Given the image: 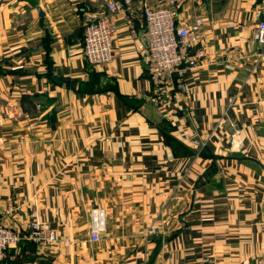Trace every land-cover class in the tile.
Here are the masks:
<instances>
[{
  "label": "crops",
  "instance_id": "0c3cea01",
  "mask_svg": "<svg viewBox=\"0 0 264 264\" xmlns=\"http://www.w3.org/2000/svg\"><path fill=\"white\" fill-rule=\"evenodd\" d=\"M109 2L0 0V216L20 235L1 264L256 258L264 253V46L254 34L264 0H179V22L206 18V58L196 67L198 46L190 50L163 106L142 59L138 0L118 14L113 62L85 60L86 17ZM34 207L58 236L50 247L32 238ZM93 209L106 212L98 241ZM155 222L160 233L147 238Z\"/></svg>",
  "mask_w": 264,
  "mask_h": 264
},
{
  "label": "built area",
  "instance_id": "2783aa9c",
  "mask_svg": "<svg viewBox=\"0 0 264 264\" xmlns=\"http://www.w3.org/2000/svg\"><path fill=\"white\" fill-rule=\"evenodd\" d=\"M134 1L136 0H110L105 13L90 14L86 17L83 56L91 65L108 66L113 62L116 56L114 37L118 30V14H124L126 6L133 4ZM138 1L144 14V35L147 40L142 59L150 74L154 99L158 105L163 106L170 99L169 90L173 87L177 74L184 71L185 63L190 59V50L198 46L192 57L196 67L201 66V62L206 58L203 47L206 18L198 17L191 23L179 22L177 18L179 0H158L154 5L150 4L149 0ZM254 39L264 46V19L260 21L255 31ZM239 134V131L233 134L234 146ZM38 216L39 212L34 207L30 212L29 221L32 238L42 247L56 244L58 242L56 232L49 224L40 221ZM105 227V210L93 209L91 239L100 240ZM159 233L158 223L155 222L148 228L146 237ZM19 239L20 235L0 216V264L4 263L8 248L17 244ZM245 264H264V253Z\"/></svg>",
  "mask_w": 264,
  "mask_h": 264
}]
</instances>
